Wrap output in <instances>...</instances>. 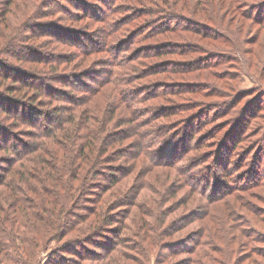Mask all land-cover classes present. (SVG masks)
Masks as SVG:
<instances>
[{
    "label": "trees",
    "instance_id": "obj_1",
    "mask_svg": "<svg viewBox=\"0 0 264 264\" xmlns=\"http://www.w3.org/2000/svg\"><path fill=\"white\" fill-rule=\"evenodd\" d=\"M116 1L25 0L28 4H24V0H3L0 3V53L3 54L0 56V264H119L112 260L114 253L132 244L131 250H125V253L131 251L128 257L132 256L136 264L147 263L146 246L154 236H150L145 224H141L143 237L148 240L144 246L140 242L127 244L121 235L125 211H129L127 207L133 201L120 199L113 191L103 194L119 177L111 174L106 181L102 178L94 182V176L101 175L105 168L104 158L112 159L100 154L106 153L107 138L113 131L108 128L111 120H105L98 113L92 116L89 105L92 97L107 86L113 91V100L107 106L109 113L114 114L112 105L126 109L128 114H122L119 117L122 122L116 126L129 125L126 134L136 137L129 149H137L136 153L146 160L153 162L158 154L164 157L157 160L161 165L181 160L183 154L166 158L170 150L165 151L175 143L174 138L167 136L172 125L177 122L182 126L183 153L202 149L196 157L201 159L203 167L199 170L202 173L187 170L195 158L185 167L180 163L179 168L182 172L185 170L191 189L207 201L222 199L233 194L236 188L247 190L264 177L263 169L257 170L262 174L260 179L254 178L250 184L240 182L241 177L225 178L231 175L229 168L239 167L248 155L252 156L250 169L253 164L260 167L264 162L263 156H258L264 152V145L255 140L240 146V157L237 163L231 164V152L245 136L238 131V121L245 118L240 125L246 130L252 121L259 119L264 112V102L257 100L263 97L260 93L264 91L252 88V92L248 89L225 93L228 86L230 91L237 89L234 86V82L240 81L237 73L244 68L247 71L258 68L256 64L264 55V50L260 53L264 45L258 40L259 36L242 40L225 22L232 21V12L264 28V0H206L209 10L202 7L200 0H136L138 6L133 5L128 12L125 7L116 8ZM69 4L82 13L71 10ZM14 9L16 13L12 12ZM55 11L65 19L71 15L76 21L86 19V23L81 24L84 27L90 22L99 23L96 29L101 33L103 45L94 49L86 47V38L70 30L72 25L62 26L53 21ZM116 11L127 15L112 20ZM7 12L10 17H5ZM126 32L129 35L119 43V37ZM47 33L67 46L74 45L76 51L72 54L76 59L99 50L104 51L107 58L101 60L97 70L94 66L89 68V64L81 73L74 66L73 72L68 71L69 58L58 55L49 49L55 46L39 39ZM104 42L110 45L105 46ZM131 43L135 45L131 52L123 54ZM218 64L220 69L216 68ZM116 65L124 69L118 74L119 79L114 76ZM231 68L234 69L229 71ZM210 70L214 76H223L215 81L207 80L212 76ZM197 71L205 72L202 75L207 82L172 83L166 76L178 73L183 79L185 74L195 72V77H201ZM130 72L134 74L128 80ZM88 74L97 82L79 84L80 78ZM158 74L165 78L137 83ZM260 74L263 76V72ZM6 79L11 84L2 82ZM133 81L136 82L131 83ZM254 81L261 82L260 77ZM76 84L81 88L79 94L73 90ZM104 91L103 94L108 92ZM184 93L198 98L215 97L220 101L193 98L182 102L169 99V103H163L168 101L166 96ZM37 98L43 99L46 109ZM149 98L164 101L154 106L149 104L145 111L134 106L147 103ZM140 127H144V131ZM16 128H21L26 139L21 140L15 134ZM228 143L231 147L223 155ZM117 153L129 152L120 149ZM164 219H159V223L163 225ZM113 226L116 228H111ZM208 229L213 232V228ZM169 231L166 228L160 234L169 237ZM204 233L205 226L202 232L183 242L170 246L169 242H162L157 252L158 263L178 252H188L192 256L185 260L186 264H204L202 261L207 258L228 264L229 258L225 255L208 254L207 251L220 252V249L204 239ZM54 241L56 244L51 245ZM241 244L249 259L247 264H264V260H260V257L264 259V248L248 246L246 249V242ZM240 257L234 258V264H241Z\"/></svg>",
    "mask_w": 264,
    "mask_h": 264
},
{
    "label": "rangeland",
    "instance_id": "obj_2",
    "mask_svg": "<svg viewBox=\"0 0 264 264\" xmlns=\"http://www.w3.org/2000/svg\"><path fill=\"white\" fill-rule=\"evenodd\" d=\"M79 1L82 0H78V2ZM0 3H3V0H0ZM136 3V0H117L116 8L121 10L125 7L127 9L126 12H128V8H133V5H135ZM199 3L202 5V7H207V10L210 9V6L206 0H200ZM24 4L28 3H25L24 0ZM40 5H42V2L38 4V6ZM69 7H71V10L73 11L82 13L80 9L73 7L72 4H69ZM221 10L224 11V7H222ZM16 11L17 10L14 9L12 12L16 13ZM88 12H90V10H88ZM119 14V11L113 13L112 20L127 15ZM7 15H9L10 17L9 12H7L5 17ZM229 15L230 11L228 12L227 17ZM231 15L233 16V18L230 19L232 21H230L229 23H225L228 24L229 28H234L238 32L242 40L248 41L247 38H251L252 36H259L258 40L260 39L261 45H264V28L258 27V25L248 20L241 19L238 15H234V13L232 12ZM52 17H55L53 21L59 22V24L62 26L72 25L71 27H69L70 30H74V33L77 32V36H80L81 38L83 37V39L86 38V47H91L94 49L103 45V39L100 37L101 33L99 34V30L96 29V26L100 25L99 23L90 22V25H86L84 27L81 24L84 22L86 23V19H79L76 21L73 19L74 15H71L68 19H65L62 14L59 15L56 11L55 15H52ZM31 26L36 27V29L39 28L38 25ZM65 28L68 29V27ZM127 35H129V32L126 35L125 33L124 35H121L119 37V43L120 41H123V39ZM45 36H40L39 39L42 42L48 43L50 46H55V48L50 47L49 49H53L55 53L62 57L65 56L69 58V60L67 61L68 64L66 65L70 69L68 71L73 72L72 70L74 66L76 67L75 70L80 69L81 73V70L85 69L84 67L89 64H91L89 68L94 66L95 70H97V68L100 67L101 60L103 58H107L106 55L103 53L104 51L98 49L99 51H95L96 53H93L92 55H88L85 58L78 57L76 59V55L72 54L74 53V51H76V47L74 45L67 46V44L61 43V40L57 39V37L53 36L52 34L50 35L47 33ZM166 40L175 41V39L172 38H166ZM108 41H111V39L109 38ZM104 44L105 46L110 45V43L106 44L105 42ZM245 45L247 46L248 44L245 43ZM132 46L135 45L131 43L129 45V48L127 47L124 49L123 54H129L131 52L130 50H132L133 48ZM262 50H264V46L260 47V53ZM1 55L3 54L0 53V56ZM187 58L190 57H184V59ZM12 59L15 60V57H12ZM104 60L106 61L107 59ZM74 62L76 63L75 65ZM263 64L264 55L261 56L260 62L256 64L258 68L254 67L247 71L245 68L242 69L240 66L239 68H241L242 70L240 73H237V79L240 81L239 83L237 81L234 82V86H236L237 89H235L234 91H230V86H228L227 88H225V93L229 94L231 92H239L248 89H250L252 92V88H254V90L264 91V68L262 67ZM219 67V64L216 65V68L220 69ZM233 69L234 68H231L229 71ZM123 70V67L116 65L114 67V76L119 79L120 77L118 76V74ZM210 71L212 72V70ZM261 72H263V76L260 74ZM204 73L205 72H200L198 74H200L201 77H195L197 73L192 72V74H185V77H183V79L180 78L182 77V75H178V73L166 74V76L171 79L170 81H173L172 83L176 81L204 83L207 82L205 79V75H202ZM133 74L134 73L130 72L127 75L128 80L131 79V75ZM158 75L148 77L146 80L143 79L142 81H137V83H151L150 80H157L155 78H165L164 75ZM92 76V74H88L84 77H81L79 80V84H95L97 82V79L92 78ZM221 76L223 75L215 74L214 76L212 72V76L210 78H207V80L215 81L220 79ZM259 77L261 82L254 81L255 78L257 79ZM2 82L7 83V85L11 84L10 80L8 79L3 80ZM135 82L136 81H133L131 83ZM76 87H74L73 90L75 92H78L77 94H79V89L81 88L78 89L77 84ZM109 87L110 86L105 87L104 89H102L103 91L93 96L91 99L93 102L89 105L91 111L93 112L92 116H96V113H98L100 116H103L105 120H111L109 121L110 127L108 128L112 129L113 131V135H108L109 137L107 139L109 140L107 142V139L105 140V147L107 150L106 153L100 154L101 156H110L112 157V159L104 158V160L107 161L105 164V168L101 171V175H99L98 177L94 176V182L100 181L102 178L104 179V181H106L110 178L111 174H116V176L119 177L118 181H116L114 185L109 186V189L103 194L105 195L113 191V194L118 195V198L121 197L120 199H131L133 201V203H129L130 207H127L129 208V211H125L126 219L123 224L125 225V227L121 230V235L123 239H126L125 242L128 241L127 244L134 243V245L137 242H140V245L142 244L144 246V244H146L148 240L146 239V241L143 237L141 224H145L144 228H147V231L150 233V236H154L153 241L151 243H147L146 246V251L148 252L146 256V264H186L185 260H187L188 257L192 256L188 252H178L175 255L168 256V258L164 259V261L158 263L156 259L158 249L159 247H161L162 242H169V246L174 243L177 244L178 241L183 242L191 236H195L196 234L202 232V228H204L205 226V233L203 235L204 239H206L207 241H211L213 245L218 246V248L220 249V252L210 251L209 253V251H207L208 254H211L212 256L216 257L225 255L229 258L228 264H234V258L241 256L240 263L247 264L249 262V259L248 257H246V250L244 249V247H242L241 243L243 241L246 242V244H244L247 246L246 249L248 248V246H260L261 248H264V242L259 241L264 240V177L260 179L262 174H258L264 169V162L263 164H261L260 167H258L256 164H253L251 167L252 169H250V160L252 159V156L248 155L246 158L242 159V163L239 165V167H230L229 169L231 175L225 177L227 179L241 177L240 182H251L254 178H258L260 180L258 182L255 181V185H251L247 190L235 187L236 189L233 194H230L215 202L207 201L203 196H201L199 193L197 194L191 189L192 187L189 186L184 176L185 170L182 172L179 168L180 163H183L182 166L185 167L189 161L194 160L196 158L195 162H193L187 168V170L192 169L193 172L202 173L201 171H199L203 167L201 159H197L196 157L201 154L202 149L199 151L193 150L187 153H183L181 147L182 138H180L182 134L180 131L182 126L180 125L179 127V125H177V122L172 125V130L167 133L168 137L174 138L173 141H175V143L172 145V147H169L165 151L168 152L170 150L169 153L166 155V158H176L178 156V153H180V156H182L183 154L182 159L176 161V164L161 165V162H157V160H161V158L163 159L164 157L159 154L153 158L155 161L152 162L149 159L148 161L143 155L137 154V149H129L130 145H132L136 140V137H133V135L130 136L126 134L129 131V125L124 124L119 127L116 126L122 122V118L119 119V117H121L122 114L124 116V114L128 113L123 107H119L116 109L114 105H112L114 114L111 115L109 113L107 106H109V102L113 100V91H110V89H108ZM104 90H108V92L106 94H103L105 92ZM260 94H263V97L257 100L258 103L259 101L264 102V92ZM123 97L124 95L121 96V98ZM166 98H168V101L166 102H163L164 100L161 98H149L147 100V103H136L134 104V106L137 109L140 108L141 110L145 111L149 108V104L154 106L160 104L161 102H163L164 104L169 103V99L173 102H182L187 100H193V98L198 97H191L190 94L184 93V95L182 96L171 94L169 96H166ZM37 99L42 100L40 105H42L44 109H46V104L44 103L43 99ZM198 99H203L205 101H220L219 98L215 97H202ZM261 113L262 115H260L259 119L252 121L246 130L242 125H240V123L244 122L243 120H245V118L242 117L239 119L237 127H239L240 129L238 131L242 132L241 134H245V136L243 135L244 137L241 139L242 142L236 149L231 152V157L233 158L231 159V164L232 162L237 163V160L240 157V146H244V144H246L248 141L254 142L255 140H257L256 143L264 145V140H262V137L264 136V112ZM176 118L177 117H175L174 119ZM144 127H140V130L144 131ZM20 130L21 128H16L15 134H18V136L22 138L21 140L26 139V137H24V133ZM125 135L127 136L125 137ZM112 138L113 140L110 141ZM194 142L195 139L194 141H191L190 144ZM228 144L229 145L225 146L223 149V155L224 151L231 147V144ZM53 146L56 148V145L53 144ZM120 149H125V151L128 150L129 153L117 155V151H119ZM174 151H177V153ZM258 154H260L258 155L260 157L263 156L262 159L264 160V152ZM105 173H107V177H105ZM114 209L117 210V208ZM163 218L165 219L164 224L162 225L159 223V219ZM209 227L213 228V232L208 231ZM111 228L114 229L116 228V226H113ZM166 228L170 230L168 232L170 233L169 237H163L160 234ZM55 244V241L51 243V245ZM129 246H133V244L128 245L127 247H124L115 252L112 259L113 262H117L119 264H136V262L133 261V258H131L132 256L128 257V253H130L131 251L125 253L127 252L125 250H131ZM226 252L228 253V255H226ZM44 254L45 253H43L42 256ZM250 256L258 258V255L255 254H251ZM206 260H203L202 262L204 264H220L218 262H212L213 260H208V258ZM260 260L262 261L264 259L260 257Z\"/></svg>",
    "mask_w": 264,
    "mask_h": 264
}]
</instances>
